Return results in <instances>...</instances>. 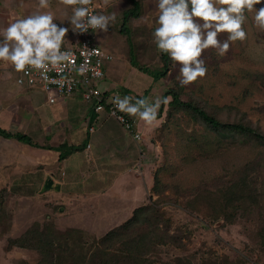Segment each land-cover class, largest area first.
Returning <instances> with one entry per match:
<instances>
[{"label": "rangeland", "instance_id": "1", "mask_svg": "<svg viewBox=\"0 0 264 264\" xmlns=\"http://www.w3.org/2000/svg\"><path fill=\"white\" fill-rule=\"evenodd\" d=\"M94 1L101 14L116 13V22L109 26L107 32L97 31L98 42L114 54L116 68L113 78L120 88H114L113 95L119 93L121 98L131 97V102L135 103L146 93L145 99L151 103L157 98L169 100L171 96L167 91L174 88L183 99L194 101L222 120L245 121L264 132V31L256 28L254 13L246 12L247 21L243 27L247 39L230 46L225 57H218L215 49L204 50L201 59L208 69L206 76L190 86L181 87L176 80L181 65H174L172 59L165 76L157 79L131 64L132 58H138L141 64L153 69L163 65L161 52L153 43L152 36L158 26L154 0H140L138 16L129 17L125 23L128 31L121 29L123 12L132 6L130 0H112V6L108 7L103 0ZM36 5L37 0H0V30L6 28L10 21L36 12ZM255 7L264 8V0ZM39 11L50 12L59 27L68 28L64 44L70 41L75 33L67 20L72 14L71 6L59 4V0H49V7ZM194 19L203 25L200 18ZM228 35L227 32L220 33L217 39L223 43ZM129 37L134 44V55ZM4 70L9 71L12 77L17 74L9 66L0 68V77ZM126 83L130 86L124 89H129V92H121ZM31 94V106L37 108L31 127H10L9 121H0V127L5 130L13 128L42 144L60 145V152L69 146H77L78 149L60 162L58 168L50 165L58 163L57 152H53L55 156H51L48 163V169H52L48 173L55 176L56 182L61 180L62 170L63 174L67 172L69 180L77 181L68 186L67 190L72 195L65 187L59 192L41 191L47 172L41 150L16 137L6 139L0 135V264H34L39 260L36 250L9 245L10 239L22 234L35 221L51 218L61 226L80 225L90 228L95 234H103L127 220L131 215L128 212L137 205L136 201L150 202L155 208L162 209L166 220L161 221V227L170 218V234L178 235L186 245L182 248L168 242L151 246L145 253L152 259L151 264H170L180 255L190 256L195 264H264V237L259 224H255L264 216L257 215L255 211L258 206L264 208V144L245 134L218 132L185 110L176 112L168 122L164 119L165 107L152 126L145 124L143 128L139 124L141 140L148 145L143 152L141 150V155L147 150V159L143 157V161L146 162L148 177L145 185V175L140 173L136 176L139 187L135 190L141 197L135 201L129 192L127 174L117 181L114 189L108 190L109 174L95 171L94 166L100 164L105 168L112 165L117 171L124 170L127 156L133 154L128 147L132 133L116 118H110L108 127L95 133L90 142L92 147L88 150L85 147L86 122L81 118V111L65 114L61 99L49 103L45 93L39 89L31 91ZM78 99L84 104L90 103L80 96ZM159 111L160 108L158 115ZM28 118L26 115V121ZM63 121L66 123L62 130L55 135L52 131ZM161 121L166 122L164 126ZM94 125L98 127L99 123L96 121ZM103 132L113 137L115 150L120 146L116 155L109 156L110 149L98 141ZM135 147L136 155L140 156L139 147ZM93 153L98 154V161L92 160ZM138 164L139 167L144 165L142 160ZM243 171L247 172L246 178L251 189L255 190L251 191L254 195L249 194L251 199L246 198L243 207L237 203L238 214L234 221H229L222 212L215 217L213 208L215 204L219 205L222 197L217 194L225 190L224 184H228L229 179ZM92 175L100 177L99 195L95 198L78 197V193L85 191L97 192L87 183ZM206 188L209 189L207 199L204 196ZM93 233L84 229L89 240L94 237ZM136 253L137 250L134 251ZM127 264L132 263L129 260Z\"/></svg>", "mask_w": 264, "mask_h": 264}, {"label": "clouds", "instance_id": "2", "mask_svg": "<svg viewBox=\"0 0 264 264\" xmlns=\"http://www.w3.org/2000/svg\"><path fill=\"white\" fill-rule=\"evenodd\" d=\"M157 17L152 36L153 43L161 53L181 65L176 80L181 87L190 86L207 74L205 61L201 59L206 49H215L218 57H225L235 42H244L247 33L243 25L247 13H254L253 20L259 31H264V8L255 6L262 0H154ZM106 7L112 0H103ZM63 6H71V28L76 33H85L90 28L107 32L116 22V13L92 14V0H59ZM189 4L191 9L189 10ZM49 0H37V11L14 21L0 30V68L11 66L17 73L36 70L45 75L49 70L65 67L72 60L70 50L62 51L68 28L59 27L47 9ZM194 18H200L201 26ZM227 32L228 38L221 43L218 34ZM83 72V70H81ZM22 83V81H19ZM131 97L112 99L116 108L125 114L137 117L152 126L158 116L161 104L168 100L157 98L154 102Z\"/></svg>", "mask_w": 264, "mask_h": 264}, {"label": "trees", "instance_id": "3", "mask_svg": "<svg viewBox=\"0 0 264 264\" xmlns=\"http://www.w3.org/2000/svg\"><path fill=\"white\" fill-rule=\"evenodd\" d=\"M130 1L132 6L123 12L122 31H128L125 23H127L129 17H137L140 12L141 1ZM98 12L101 14L99 8ZM129 41L131 53L133 54L135 50L131 37H129ZM161 59L163 65L155 67L154 69L148 65L141 64L138 58L136 60L132 58L133 61H131V64L139 68V70L153 76L154 79H157L165 76L170 66L171 58L168 54L161 53ZM145 95L146 93L141 96V99H145ZM167 95L171 97L167 104H161L157 117L163 114L165 107L164 119L166 121L168 119V122L174 118L176 112L185 110L192 117L206 123L218 132L245 134L264 144V132L252 124L245 121L222 120L216 114L209 112L206 108L194 101L183 99L181 93L174 88L167 91ZM165 123L161 121L160 124L164 126ZM0 134L7 137H16L19 140L37 147L55 148L57 150L61 147L60 145L57 147L42 145L27 134L19 131L13 132L0 128ZM76 149H78L77 146H69L64 151L62 150L59 153L60 159H64ZM246 175L247 172L243 171L238 176L229 179L228 184H224L225 190H221V194H217V196H222L219 205L215 204L213 208L215 217L223 213L229 221H234L238 214L237 208L239 205L237 203L243 207V204L246 203V198L251 199L249 194L254 195L251 193L253 189H251ZM208 190V188L205 189L206 195L200 193L206 196V199L208 197ZM253 191L255 192V190ZM0 203H2V200H0ZM255 211L259 216L264 215V208L262 206H258ZM165 216L162 209L155 208L153 203L145 202L137 206L127 220L108 229L103 234H95L90 228H84L80 225L61 226L57 224L55 219L46 218L43 222L35 221L22 234L10 239L9 245L36 250L39 253V260L34 264H127L129 260L132 264H151L152 259L146 255L147 249L149 250L151 246L170 242L182 248L186 247L178 235L174 236L170 234V218L167 219L169 221L167 223L165 222L164 227H161V221L166 220ZM255 224L256 226L259 224V228L264 237V216L257 219ZM84 229L87 232L89 231L90 234L93 233L94 237L91 240L88 239L89 236H85ZM135 250H137L136 254H134ZM170 264L195 263H193L190 256L180 255Z\"/></svg>", "mask_w": 264, "mask_h": 264}, {"label": "crops", "instance_id": "4", "mask_svg": "<svg viewBox=\"0 0 264 264\" xmlns=\"http://www.w3.org/2000/svg\"><path fill=\"white\" fill-rule=\"evenodd\" d=\"M70 40V39H69ZM70 43V41H66L65 44L63 45H68ZM115 68H116V63L114 58L110 61H108L105 65V78L102 81V88L106 90L107 94H111L114 92V88H116L118 85L117 83H115L114 80V74H115ZM13 73V72H12ZM16 73V72H15ZM11 73L9 71H5L3 72V74L0 77V121L5 122V121H9V125L11 127L12 126H16V128H18L19 126L22 125H26L29 127H31V121L34 120L36 114H37V108L36 106L32 107L31 106V99H32V94L31 91H34L36 89H39L40 91L44 92L43 90H41L40 88H36V87H29V86H22L20 84L17 83L16 81V76L18 75V73L16 74V76H11ZM113 79V80H111ZM119 82V80H118ZM122 84V81L120 82ZM123 86V84H122ZM121 86V87H122ZM127 86H130L129 83H126V85L123 88V90L121 92H129V89H124L127 88ZM118 88H120L118 86ZM45 93V92H44ZM132 94V93H131ZM46 95V101H48L49 103H55L57 102L59 99L62 100V105L64 106V108L62 110H64L66 113L65 114H75V113H79L81 111V118L83 117L85 119L86 122V127H85V132L87 135V140H86V144L85 147L86 149H91L92 145L90 144L91 139L93 137H95V133H97L101 128H105L108 127V122L110 118H116L114 116H111L106 110H102V111H96L94 109V105L92 102L89 103V105L82 103V101H80L78 99V97L80 96L83 100H85L80 93H75L71 96H67V97H59L57 98L56 101L54 102H50L48 95L45 93ZM125 95V94H124ZM87 102V100H85ZM89 102V101H88ZM134 103V102H133ZM83 112V113H82ZM25 115V116H24ZM26 115L29 117L28 121H26ZM131 116V115H129ZM31 117H33L31 119ZM134 120L136 126H137V130L139 132H142L141 129L139 128V124L144 128V121L138 119L137 117L131 116ZM117 119V118H116ZM93 120V121H92ZM118 120V119H117ZM98 122L99 126H95L94 122ZM66 122L63 121L62 125L59 126L57 125V128L55 129V131L53 130L52 132L56 135L57 132L62 130V127L64 126ZM84 127V124L82 125ZM2 128V126L0 127ZM4 129V128H3ZM9 131H17V130H13V128H6ZM144 131V130H143ZM147 131V128H146ZM51 132V133H52ZM101 133V132H100ZM103 136L99 135L98 137L101 136V138H97L99 139L98 141L101 143L102 145L105 147L107 146V149L110 151L109 156H114L116 155L115 152H117L120 149V146H116V150L113 148L112 146V142H113V137L109 134H107V132H103ZM2 135V134H0ZM3 137H5L6 139L8 138H12V137H7L2 135ZM121 138V137H120ZM132 141H129V145L128 147L132 149V156L129 155L126 158V166H124V170L121 171H117L115 170V168H113V166H106L105 168H101L100 164L99 165H95V171H100L103 172L105 174H109V186H108V190H112L116 187V185L118 184V180L121 181L122 176L123 175H128L129 178V183H130V195L132 196L133 199H135V201L141 197V195L139 193H137V191L135 190L136 187H139V183H138V179L136 176H140L141 175H145L146 181H145V185L147 184V177H148V171H145V165L146 162L143 161V157L147 159V150H146V154H142L141 155V150L143 152L144 148H147V144H145L141 139L137 140L133 134H132ZM90 139V141H89ZM40 144H42L41 142H39ZM145 144V145H144ZM42 145H52L54 147H57L58 145H55L54 143H46V144H42ZM138 146L140 149V156H137V150L136 147ZM37 150H41L40 154H43V156L46 159V167L44 169L47 170V172L45 173L46 178L48 175H51L54 183L59 185V189L56 188H52L49 189L48 191L51 190H55L57 192L62 191V188L65 187V190L68 189V186L71 182L77 181V180H69L66 175L67 172H65L63 174V170H62V175L61 180L59 182L55 181V176H53L52 174L48 173V170H52V169H48L49 166L51 165L52 168H58L60 162H63L64 160H67L69 155L71 153H73L74 151H72L67 157H65L64 159H60L59 157V153L60 151L55 149V148H44V147H37ZM47 150H51V151H47ZM57 152V157H58V163H52V164H48L50 162V158L51 156H55L53 152ZM149 152V151H148ZM92 160L98 161L99 160V156L96 153H93L91 155ZM142 160V163L144 164L143 167H139L138 162H140ZM57 164V165H56ZM57 166V167H56ZM140 170V171H139ZM147 174V176H146ZM143 177V176H142ZM45 178V179H46ZM86 178V177H84ZM82 178H80L79 180H81ZM86 180V179H85ZM85 180H82V182H84ZM44 179L42 182V186L44 184ZM79 182V181H78ZM117 182V183H116ZM87 183H89L91 186V189H95L94 193H89V192H83V193H78V197H82V196H87V198H95V196L99 195V184H100V177H94L92 175V179L90 181H88ZM105 186L102 188L104 189ZM90 189V188H89ZM106 190V191H108ZM89 191V190H88ZM67 193L68 190H67ZM89 194V195H87ZM69 195H72V193H69ZM75 196V194H73ZM143 203H137L136 201V206L133 207L130 212H128L129 214H132L133 210L137 207L140 206Z\"/></svg>", "mask_w": 264, "mask_h": 264}, {"label": "built area", "instance_id": "5", "mask_svg": "<svg viewBox=\"0 0 264 264\" xmlns=\"http://www.w3.org/2000/svg\"><path fill=\"white\" fill-rule=\"evenodd\" d=\"M89 7L92 14H99V7L94 0ZM97 31L90 28L85 33L75 32L70 38V43L62 45V51L72 52L74 63L47 71L46 78L36 70H29L26 74L18 73L16 81L22 86L40 88L48 95L50 102L56 101L59 97L80 93L85 100L93 103L96 111L106 110L140 140L141 134L136 129L135 120L128 114L120 112L112 103V99L119 93L106 94V90L102 88L105 65L114 58V54L107 46L98 42Z\"/></svg>", "mask_w": 264, "mask_h": 264}, {"label": "water", "instance_id": "6", "mask_svg": "<svg viewBox=\"0 0 264 264\" xmlns=\"http://www.w3.org/2000/svg\"><path fill=\"white\" fill-rule=\"evenodd\" d=\"M52 188L59 189V185L54 183V180L51 175H48L44 181L41 191H46Z\"/></svg>", "mask_w": 264, "mask_h": 264}]
</instances>
